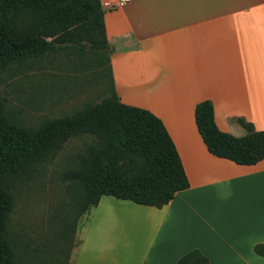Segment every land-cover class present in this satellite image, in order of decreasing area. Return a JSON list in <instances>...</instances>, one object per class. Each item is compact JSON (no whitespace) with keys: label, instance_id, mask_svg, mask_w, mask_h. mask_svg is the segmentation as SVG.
I'll use <instances>...</instances> for the list:
<instances>
[{"label":"crops","instance_id":"0c3cea01","mask_svg":"<svg viewBox=\"0 0 264 264\" xmlns=\"http://www.w3.org/2000/svg\"><path fill=\"white\" fill-rule=\"evenodd\" d=\"M120 103L164 125L189 188L158 209L102 196L72 264H175L199 250L208 264H264V159L244 166L211 155L195 107L217 128L242 118L264 132V0H128L103 8Z\"/></svg>","mask_w":264,"mask_h":264},{"label":"trees","instance_id":"16d2710c","mask_svg":"<svg viewBox=\"0 0 264 264\" xmlns=\"http://www.w3.org/2000/svg\"><path fill=\"white\" fill-rule=\"evenodd\" d=\"M59 49L86 50L104 58L111 87L99 103H86L70 115L43 121L36 128L12 120L0 98V264H15L9 223L13 190L71 138L93 137L69 172L82 190L81 212L96 207L102 196L162 208L189 182L178 152L162 122L148 110L120 103L110 69L100 0H0V78L14 64L43 61ZM246 135L221 132L210 101L195 107L198 133L208 152L238 165L264 159V132L237 118ZM264 258V244L254 246ZM175 264H208L197 249Z\"/></svg>","mask_w":264,"mask_h":264},{"label":"rangeland","instance_id":"374dc122","mask_svg":"<svg viewBox=\"0 0 264 264\" xmlns=\"http://www.w3.org/2000/svg\"><path fill=\"white\" fill-rule=\"evenodd\" d=\"M111 87L104 58L86 50L59 49L43 61L14 64L0 78V98L9 117L26 127L67 116L99 103ZM93 137L71 138L36 172L16 184L9 232L15 264H72L93 209L80 211L79 183L69 172Z\"/></svg>","mask_w":264,"mask_h":264},{"label":"built area","instance_id":"2783aa9c","mask_svg":"<svg viewBox=\"0 0 264 264\" xmlns=\"http://www.w3.org/2000/svg\"><path fill=\"white\" fill-rule=\"evenodd\" d=\"M128 0H100L101 6L107 10H115L125 5Z\"/></svg>","mask_w":264,"mask_h":264}]
</instances>
